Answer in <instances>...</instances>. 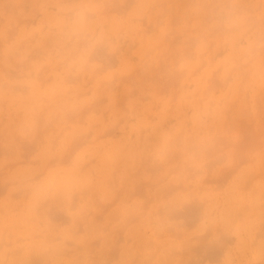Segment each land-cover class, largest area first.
<instances>
[{"label": "rangeland", "instance_id": "374dc122", "mask_svg": "<svg viewBox=\"0 0 264 264\" xmlns=\"http://www.w3.org/2000/svg\"><path fill=\"white\" fill-rule=\"evenodd\" d=\"M0 236L1 264H264V0H0Z\"/></svg>", "mask_w": 264, "mask_h": 264}, {"label": "bare ground", "instance_id": "6f19581e", "mask_svg": "<svg viewBox=\"0 0 264 264\" xmlns=\"http://www.w3.org/2000/svg\"><path fill=\"white\" fill-rule=\"evenodd\" d=\"M154 1H155V0H154ZM163 1H164V0H163ZM171 1H172V0H171ZM19 2H20V1H19ZM169 2H170V0H169ZM184 2H185V1H184ZM187 2H188V1H187ZM115 3H116V2H115ZM123 3H124V2H123ZM126 3H127V2H126ZM162 3H163V2H162ZM171 3H172V2H171ZM21 4H22V3H21ZM124 4H125V3H124ZM139 4H140V3H139ZM184 4H185V3H184ZM127 6H128V5H127ZM127 6H126V7H127ZM161 6H162V5H161ZM184 6H185V5H184ZM148 7H149V6H148ZM151 7H152V6H151ZM151 7H150V8H151ZM189 7H190V6H189ZM246 7H247V6H246ZM102 8H103V7H102ZM5 9H6V8H5ZM109 9H110V8H109ZM170 9H171V8H170ZM170 9H169V10H170ZM250 9H251V8H250ZM103 10H104V9H103ZM176 10H177V9H176ZM162 11H163V10H162ZM235 11H236V10H235ZM144 12H145V11H143V13H144ZM140 13H141V12H140ZM229 13H230V12H229ZM175 14H176V13H175ZM33 15H34V14H33ZM157 15H158V13H157ZM142 16H144V15H142ZM25 17H26V16H25ZM83 17H84V15H83ZM133 17H136V16H133ZM153 17H154V16H153ZM172 17H173V16H172ZM125 18H127V17H125ZM128 18H129V17H128ZM219 18H220V17H219ZM253 18H254V17H253ZM259 18H260V17H259ZM24 19H25V18H24ZM139 19H140V18H139ZM207 19H208V18H207ZM142 20H143V19H142ZM156 20H157V17H156ZM42 21H43V20H42ZM148 21H149V20H148ZM101 22H102V21H101ZM156 22H157V21H155V23H156ZM244 22H245V21H244ZM41 23H42V22H41ZM42 24H43V23H42ZM42 24H41V25H42ZM114 24H115V23H114ZM147 24H149V23H147ZM150 24H151V23H150ZM237 25H238V24H237ZM241 25H242V24H241ZM123 26H124V25H123ZM123 26H122V27H123ZM192 27H193V26H192ZM187 28H188V27H187ZM187 28H186V29H187ZM195 28H196V27H195ZM119 29H120V28H119ZM121 29H122V28H121ZM140 29H141V28H140ZM144 29H146V28H144ZM33 30H34V29H33ZM127 30H128V29H127ZM183 30H184V29H183ZM145 31H146V30H145ZM117 32H118V31H117ZM136 32H138V29H137ZM209 32H211V31H209ZM54 33H55V32H54ZM115 34H116V33H115ZM176 35H177V34H176ZM180 35H181V34H180ZM28 36H29V35H28ZM31 36H32V35H31ZM48 36H49V35H48ZM55 36H56V35H55ZM134 36H135V35H134ZM160 36H161V35H160ZM191 36H192V35H191ZM197 36H198V35H197ZM8 37H10V36H8ZM125 37H126V36H125ZM175 37H176V36H175ZM161 38H162V37H161ZM176 38H177V37H176ZM195 38H196V37H195ZM26 39H27V38H26ZM46 39H47V36H46ZM173 39H175V38H173ZM177 39H178V38H177ZM85 40H86V39H85ZM162 40H163V39H162ZM175 40H176V39H175ZM190 40H191V39H190ZM158 41H159V39H158ZM256 42H257V41H256ZM102 43H103V42H102ZM157 43H158V42H157ZM161 43H162V42H161ZM192 43H193V42H192ZM75 44H76V43H75ZM43 45H44V44H43ZM43 45H42V46H43ZM168 45H169V43H168ZM131 46H132V45H131ZM144 46H145V45H144ZM191 46H192V45H191ZM127 48H128V47H127ZM38 50H39V49H38ZM35 51H36V50H35ZM39 51H40V50H39ZM44 51H45V49H44ZM181 52H182V51H181ZM38 54H39V53H38ZM93 54H94V53H93ZM97 55H98V54H97ZM109 56H110V55H109ZM112 56H113V55H112ZM124 56H125V55H124ZM102 57H103V56H102ZM92 58H93V57H92ZM110 58H111V57H110ZM110 61H112V59L109 60V63H110ZM165 64H166V63H165ZM56 65H58V64H56ZM43 66H44V65H43ZM83 66H84V64H83ZM98 67H99V66H98ZM39 68H40V67H39ZM44 68H45V67H44ZM93 68H94V67H93ZM99 68H101V67H99ZM158 68H159V67H158ZM165 68H166V67H165ZM82 69H83V67H82ZM95 69H96V68H95ZM97 69H98V68H97ZM257 69H258V68H257ZM41 70H43V69L41 68ZM80 70H81V69H80ZM98 70H99V69H98ZM156 70H157V69H156ZM181 70H182V69H181ZM83 71H84V70H83ZM214 71H215V70H214ZM112 74H113V73H112ZM146 74H147V73H146ZM131 75H132V73H131ZM73 76H74V75H73ZM121 76H122V75H121ZM124 76H125V75H124ZM132 76H133V75H132ZM115 77H116V76H115ZM130 77H131V76H130ZM64 78H66V77H64ZM111 78H112V77H111ZM111 78H110V79H111ZM120 78H121V77H120ZM122 78H124V77H122ZM131 78L133 79V77H131ZM46 79H47V78H46ZM126 80H127V79H126ZM110 81H111V80H110ZM224 81H225V80H224ZM2 85H3V84H2ZM76 90H77V89H76ZM81 92H82V91H81ZM77 93H78V92H77ZM109 93H110V92H109ZM175 95H176V94H175ZM42 97H43V95H42ZM67 98H68V97H67ZM99 98H100V97H99ZM123 98H124V96H123ZM151 98H152V97H151ZM199 99H200V98H199ZM93 100H94V98H93ZM93 102H94V101H93ZM195 102H196V101H195ZM86 108H87V105H86ZM88 109H89V108H88ZM82 110H83V108H82ZM85 110H86V109H85ZM85 110H83V111H85ZM144 110H145V109H144ZM144 112H145V111H144ZM75 114H76V113H75ZM75 114H74V115H75ZM81 114H82V113H81ZM146 114H148V113H146ZM150 115H152V114H150ZM38 116H39V115H38ZM175 116H176V115H175ZM24 117H25V116H24ZM81 117H82V115H81ZM81 117H80L79 119H81ZM148 117H149V116H148ZM165 117H166V116H165ZM148 119H149V118H148ZM168 120H169V119H168ZM118 121H119V120H118ZM163 121H164V120H163ZM125 122H126V121H125ZM96 123H97V121H96ZM144 126H146V125H144ZM112 127H113V125H112ZM23 130H24V129H23ZM103 130H104V129H103ZM111 130H112V129H111ZM111 130H108V131H106V132H109V133H110V132H112ZM181 130H182V129H181ZM59 131H60V130H59ZM161 131H162V130H161ZM164 132H165V129H164ZM103 134H104V133H103ZM105 134H106V133H105ZM164 134H165V133H164ZM81 135H84V134H81ZM98 135L101 136L102 134H97V136H98ZM86 136H88V135H86ZM97 136L95 135V138H96ZM84 137H85V136H84ZM81 138H82V137H81ZM81 138H79V139H81ZM163 138H164V136H163ZM167 138H168V137H167ZM79 139H78V140H79ZM85 139H87V138H84V140H85ZM33 140H34V139H33ZM90 140H91V139H90ZM92 140H93V139H92ZM51 141H52V140H51ZM76 141H77V138H76ZM87 141H88V140H87ZM143 141H144V140H143ZM80 142H81V141H80ZM80 142H79V143H80ZM82 142H84V141H82ZM7 143H8V142H7ZM73 143H76V142L73 141ZM73 143H72V144H73ZM164 143H165V142H164ZM10 145H11V144H10ZM143 146H144V143H143ZM10 147H11V146H10ZM1 148H2V147H1ZM11 148H12V147H11ZM73 148H75V146H74ZM109 150H110V149H109ZM142 150L144 151V147H143ZM72 152H73V151H72ZM22 153H23V152H22ZM24 153H25V152H24ZM24 153H23V154H24ZM69 153H70V152H69ZM69 153H68V154H69ZM71 154H72V153H71ZM65 155H66V154H65ZM69 155H70V154H69ZM84 155H85V154H84ZM23 156H24V155H23ZM25 156H26V155H25ZM54 156H55V155H53V157H54ZM67 156H68V155H67ZM70 156H71V155H70ZM70 156H69V157H70ZM134 156H136V154H135ZM141 157H142V155H141ZM141 157H140V161H141ZM21 158H22V157H21ZM55 158H56V157H55ZM62 158H63V155H62ZM135 158H136V157H135ZM60 159H61V158H59V160H60ZM63 159H66V157L63 158ZM63 159H61V160H63ZM68 159H69V158H68ZM24 160H25V159H24ZM30 160H31V159H30ZM32 160H33V159H32ZM57 160H58V159H57ZM59 160H58V161H59ZM17 161H20V160H17ZM15 162H16V161H15ZM63 162H64V161H63ZM145 162H146V161H145ZM52 163H53V162H52ZM52 163L49 162V164H52ZM83 163H85V162H83ZM139 163H140V162H139ZM47 164H48V162H47ZM47 164H45V165H47ZM83 165H84V164H83ZM2 167H3V165H2ZM4 167H5V164H4ZM115 167H116V166H115ZM79 168H80V167H79ZM116 168H117V167H116ZM126 168H127V167H126ZM117 169H118V168H117ZM139 169H140V168H139ZM139 169H138V171H139ZM127 170H128V168H127ZM135 170H137V169H135ZM229 170H230V169H229ZM112 171H113V170H112ZM225 171H226V170H225ZM227 171H228V170H227ZM113 172H114V171H113ZM113 172H112V173H113ZM134 172H137V171H134ZM34 174L36 175L37 173H34ZM113 175H114V174H113ZM129 175H130V174H129ZM151 175H152V174H151ZM113 178H114V177L112 176V179H113ZM121 178H123V177L121 176ZM153 179H154V178H153ZM179 179H180V178H179ZM182 179H183V178H182ZM8 180H9V179H8ZM8 180H7V182L10 181V180H9V181H8ZM4 181H5V180H4ZM4 181H3V183H4V185H5V182H4ZM11 181H14V180H11ZM16 181H17V180H16ZM151 181H152V180H151ZM7 182H6V183H7ZM108 182H109V181H108ZM121 182H122V181H121ZM149 182H150V181H149ZM149 182H148V183H149ZM3 183H2V184H3ZM109 183H110V182H109ZM123 183H124V182H123ZM133 183H134V181H133ZM122 185H123V184H122ZM146 185H147V184H146ZM133 186H134V185H133ZM139 186H140V184H139ZM141 186H142V185H141ZM119 187L121 188V186H119ZM119 187H118V188H119ZM25 188H26V187H25ZM48 188H49V187H48ZM48 188H47V190L50 189V188H49V189H48ZM120 188H119V190H120ZM133 188H134V187H133ZM137 188H138V187H137ZM21 189H22V188H21ZM82 189H83V188H82ZM125 189H126V188H125ZM138 189H139V188H138ZM26 190H27V189H26ZM26 190H25V191H26ZM84 190H85V188H84ZM133 190H134V189H133ZM135 190H136V189H135ZM140 190H141V189H140ZM147 190H148V189H147ZM15 191H16V190H15ZM19 191H20V190H19ZM136 191H137V190H136ZM129 192H130V189H129ZM129 192L126 191V193H128V195H129ZM133 192H135V191H133ZM133 192H132V193H133ZM138 192H140V191H138ZM142 192H143V191H142ZM12 193H13V192H12ZM46 193H48V192H46ZM72 193H73V192H72ZM82 193H83V192H82ZM120 193H121V192H120ZM124 193H125V192H124ZM126 193H125V194H126ZM135 193L138 194L137 192H135ZM14 194H17V192H14ZM98 194H99V192H98ZM125 194H124V195H125ZM141 194H142V193H141ZM10 195H11V193H10ZM22 195H23V194H22ZM71 195H72V194H71ZM81 195H82V194H81ZM128 195H127V196H128ZM130 195H132V194H130ZM130 195H129V196H130ZM154 195H156V194H154ZM72 196H73V195H72ZM82 196H83V195H82ZM156 196H157V195H156ZM10 197H11V196H10ZM103 197H104V196H103ZM47 198H48V197H47ZM72 198H73V197H72ZM113 198H114V197H112V200H113ZM123 198H124V197H123ZM145 198H146V197H145ZM45 199H46V198H44V200H45ZM70 199H71V198H70ZM104 199H105V198H104ZM60 200H61V199H60ZM63 200H64V199H63ZM71 200H73V199H71ZM71 200H69V204H68L69 206H72V205L70 204V203L72 202ZM95 200H96V199H95ZM126 200H127V199H126ZM70 201H71V202H70ZM99 201H100V200H99ZM101 201H102V203H103V199H102ZM113 201H114V200H113ZM121 201H122V200H121ZM140 201H141V200H140ZM182 201H183V200H182ZM182 201H181V202H182ZM87 202H88V201H87ZM94 202H95V201H94ZM104 202H105V201H104ZM108 202H109V201H108ZM111 202H112V201H111ZM141 202H142V201H141ZM145 202H146V201L142 202L141 204H143V203H145ZM43 203H44V202H43ZM92 203H93V201H92ZM109 203H110V202H109ZM93 204H94V203H93ZM105 204L108 205L107 203H104V205H105ZM139 204H140V203H139ZM174 204H175V203H174ZM15 205H16V204H15ZM41 205H42V204H41ZM43 205H44V204H43ZM43 205H42V206H43ZM106 205L104 206L105 209H106ZM143 205H144V204H143ZM143 205H142V206H143ZM145 205H146V204H145ZM186 205H188V204H186ZM193 205H194V204H193ZM48 206H49V205H48ZM69 206H68V208H69ZM73 206H74V205H73ZM86 206H87V205H86ZM96 206H97V205H96ZM163 206H164V205H163ZM168 206H169V205H168ZM184 206H185V204H184ZM37 207H38V206H37ZM37 207H36V209H38ZM98 207H99V206H98ZM159 207H160V205H159ZM159 207H156V208L159 209ZM171 207H172V206H171ZM189 207H190V206H189ZM191 207H192V205H191ZM196 207H197V206H196ZM83 208H84V206H83ZM85 208H86V207H85ZM94 208H95V206H94ZM101 208H103V206H102ZM181 208H182V210H183V207H181ZM194 208H195V207H194ZM194 208H193V209H194ZM197 208H198V207H197ZM197 208H196V209H197ZM63 209H64V208H63ZM63 209H62V210H63ZM87 209H88V208H87ZM87 209H83V210H87ZM95 209H96V208H95ZM173 209H174V208H173ZM175 209H176V208H175ZM191 209H192V208H190L189 210L187 209L188 212L191 211ZM196 209H195V210H196ZM198 209H199V208H198ZM48 210H49V209H48ZM51 210H52V208H51ZM59 210H60V209H59ZM142 210H143V209H142ZM166 210H167V208H166ZM170 210H171V209H170ZM182 210H180V211L183 212ZM184 210H186V209L184 208ZM37 211H38V210H37ZM44 211H45V210H44ZM46 211H47V210H46ZM49 211H50V210H49ZM49 211H48V212H49ZM94 211H95V210H94ZM99 211H100V210H99ZM101 211H103V210H101ZM116 211H117V210H116ZM116 211H115V212H116ZM156 211H157V210H156ZM159 211H160V210H159ZM161 211H163V210H161ZM164 211H165V210H164ZM173 211H174V210H173ZM48 212H47V214H48ZM61 212H62V211H61ZM84 212H85V211H83V215H82V213L80 212L82 217H86V216H87L86 213H87L88 211H87L85 214H84ZM92 212H93V211H92ZM120 212L122 213V211H120ZM120 212H119V213H120ZM142 212H144V210H143ZM142 212H141V214H142ZM152 212H153V211H152ZM157 212H158V211H157ZM166 212H167V211H166ZM166 212H165V213H166ZM168 212L170 213V211H168ZM168 212H167V213H168ZM171 212H172V211H171ZM194 212H195V211H194ZM36 213H37V212H36ZM49 213H51V212H49ZM96 213L98 214V209H97V212H96ZM153 213H154V212H153ZM158 213H161V212H158ZM167 213H166V214H167ZM169 213H168V218H169V216H170L171 214H174V213L172 212V213H170V215H169ZM176 213H177V210H176ZM184 213H186V212H184ZM58 214H59V212H58ZM94 214H95V213H94ZM97 214H96V217H98V218H95L93 215H91V217L93 216V218H95V220H96V219L98 220L100 217L97 216ZM131 214H132V213H131ZM141 214H140V215H141ZM188 214H191V213H188ZM61 215H62V214H61ZM84 215H86V216H84ZM98 215H99V214H98ZM117 215H119V214H117ZM117 215H116V216H117ZM120 215H121V214H120ZM133 215H134V216H131V217H133V218H132L133 220H134V217H135V216H136V218H137V217H138V218L140 217L139 215H135V214H133ZM149 215H150V214H149ZM47 216H48V215H47ZM50 216H51V215H50ZM50 216H49V217H50ZM55 216L57 217V214H55V215L53 214V217H55ZM100 216H101V212H100ZM111 216H112V215H111ZM124 216H125V215H124ZM174 216H176V215L174 214ZM177 216H179V213H178ZM82 217H81V218H82ZM128 217H129V216H127L126 219L131 218V217H129V218H128ZM149 217H150V216H149ZM57 218H58V217H57ZM112 218H113V217H112ZM115 218H116V217H115ZM172 218H173V217H172ZM26 219H27V218H26ZM31 219H32V218H31ZM50 219H51V218H50ZM54 219H55V218H54ZM75 219H76V218H75ZM83 219H84V218H83ZM83 219H81V221H84V220H85V219H84V220H83ZM113 219H114V218H113ZM51 220H53V219H51ZM51 220H50V221H51ZM77 220H78V219H76V223H78V227H79V226L81 227V225H79V224H81V222H77ZM143 220H144V219H143ZM79 221H80V219H79ZM85 221H86V220H85ZM38 222H41V221L38 220ZM51 222H52V221H51ZM60 222H61V221H60ZM86 222H87V221H86ZM96 222H97V221H95V223H96ZM98 222H99V220H98ZM107 222H108V221H107ZM126 222H129V220H125L124 223L126 224ZM140 222H141V220H140ZM74 223H75V222H74ZM76 223H75V224H76ZM95 223H94V225H98V227L100 226L99 223H97V224H95ZM41 224H42V223H41ZM85 224H86V223H85ZM89 224H90V223H89ZM139 224H140V223H139ZM76 225H77V224H76ZM104 225H106V224H104ZM117 225H118V224H117ZM123 225H124V224H123ZM137 225H138V224H137ZM141 225H142V223H141ZM86 226L89 227L88 224H86ZM102 226H103V225H102ZM114 226H115V225H114ZM124 226H125V225H124ZM139 226H140V225H139ZM208 226L210 227V225H208ZM80 227H79V228H80ZM94 227L96 228V231H97V229H98L97 226H94ZM121 227H123V226L121 225ZM121 227H120V228H121ZM140 227H141V226H140ZM140 227H139V229H140ZM212 227H213V226H212ZM76 228H77V226H76ZM81 228H82V227H81ZM3 229H4V228H3ZM77 229H78V228H77ZM77 229H76V230H77ZM83 229H84V228H83ZM85 229H86V228H85ZM89 229H90V228H89ZM91 229H92V228H91ZM102 229H103V228H102ZM111 229H112V228H111ZM132 229H133V228H132ZM139 229H138V230H139ZM76 230H75V231H76ZM86 230H87V229H86ZM92 230H93V229H92ZM94 230H95V229H94ZM94 230L92 231V234H93ZM138 230H137V231H138ZM1 231H3V230H1ZM207 231H208V230H207ZM110 232H111V231H110ZM110 232H108V233H110ZM112 232H113V231H112ZM114 232L116 233V231H114ZM120 232H121V231H120ZM208 232H209V231H208ZM2 233H3V232H1V234H2ZM108 233H107V237H108ZM133 233H134V231H133ZM157 233H158V232H157ZM160 233H161V232H160ZM160 233H159V235H162V234H163V233H162V234H160ZM5 234H7V233H5ZM36 234H38V233H36ZM74 234H75V233H74ZM90 234H91V233H90ZM94 234H96V233H94ZM94 234H93V236H95ZM116 234H117V233H116ZM125 234H126V233H125ZM205 234H206V233H205ZM208 234H210V233H208ZM2 235H3V234H2ZM9 235H10V234H9ZM33 235H35V234H33ZM87 235H88V234H87ZM132 235H133V234H132ZM170 235H171V233H170ZM6 236H8V235H6ZM58 236H59V235H55V237H58ZM97 236L99 237V235H97ZM113 236H114V235H113ZM116 236H117V235H116ZM127 236H128V235H127ZM127 236L125 235V239H129V236H128V237H127ZM55 237H54V238H55ZM59 237H60V236H59ZM126 237H127V238H126ZM1 238H2V236H0V242L2 241ZM14 238H15V237H14ZM47 238H48V237H47ZM91 238H92V237H91ZM115 238H117V237H115ZM115 238H114V239H115ZM141 238H142V237H141ZM9 239H10V238H9ZM51 239H52V238H51ZM94 239H95V238H94ZM94 239H92V240H94ZM119 239H120V238H119ZM119 239H117L116 241L118 242ZM125 239H124V240H125ZM149 239H150V238H149ZM5 240H6V239H5ZM5 240L3 239V243H4L3 246L5 245V242H4ZM15 240H17V239H15ZM65 240H66V241H65ZM84 240H85V238H84ZM106 240H108V238H106ZM152 240H153V239H152ZM152 240H151V242H152ZM8 241H10V240H8ZM8 241H7V242H8ZM64 241H65L66 243H67V242L70 243V241H71V243H73L72 240H69V239H68V240H67V239H64ZM86 241H87V237H86ZM95 241L97 242V240H95ZM125 241H127V240H125ZM52 242H53V241H52ZM52 242H50V243H52ZM107 242H109V241H107ZM112 242H113V241H112ZM117 242H114V245H115V243H117ZM133 242H134V241H133ZM145 242H147V241H145ZM145 242H144V243H145ZM148 242H149V240H148ZM1 243H2V242H1ZM1 243H0V244H1ZM8 243L10 244V242H8ZM8 243H6V244H8ZM55 243H56V242H55ZM123 243H124V242H123ZM163 243H165V242H163ZM88 244H89V243H88ZM149 244L151 245L150 242H149L147 245H149ZM77 245H79V244H76V246H77ZM80 245H81V244H80ZM80 245H79V247H81ZM89 245H90V244H89ZM93 245H94V244H93ZM95 245H96V244H95ZM95 245H94V246H95ZM142 245H143V246H146V244H142ZM142 245H139L138 248H140V246L143 247ZM159 245H160V244H159ZM16 246H17V245H16ZM21 246H22V245H21ZM72 246H73V245H72ZM76 246L74 245V247H71V250H72V249L74 250V248H76ZM91 246H92V242H91ZM119 246H120V245H119ZM119 246H118V247H119ZM133 246H134V244H133ZM212 246H213V245H212ZM17 247H18V246H17ZM92 247H93V246H92ZM92 247H91V248H92ZM110 247H111V245H110ZM110 247H109V248H110ZM115 247H117V244H116L114 247H112V248H114V250H115ZM136 247H137V246H136ZM158 247H159V246H158ZM167 247H168V246H167ZM170 247H171V246H170ZM174 247H175V246L172 247L173 249L171 248V249H172V252L174 251ZM213 247H214V246H213ZM4 248H5V247H4ZM22 248H23V247H22ZM63 248H65V247H63ZM63 248H61V250H60V251H57V252H58V253H63V254H64L63 251H64L66 248H65L64 250H63ZM82 248H83V247H82ZM91 248H89L90 251H91ZM109 248H108V249H109ZM144 248H145V247H144ZM14 249L16 250V248H14ZM14 249H13V251H14ZM18 249H19V247H18ZM18 249H17V251L20 250V249H19V250H18ZM32 249H33V248H31V250H32ZM46 249H47V248H46ZM49 249H50V248H49V246H48V249H47V250L49 251ZM77 249H79V248H77ZM84 249H85V251H86V248H84ZM93 249H94V248H92V250H93ZM106 249H107V248H106ZM140 249H142V248H140ZM140 249H138V250H140ZM10 250H11V248H10ZM62 250H63V251H62ZM66 250H69V252H71L70 249H66ZM66 250H65V251H66ZM89 250H88V251H89ZM109 250H110V251L105 250V251L107 252V253H106V252H105V253L108 255V256L106 255L107 257L110 256L109 254H111V256H112V253H111V252L114 253L113 250H111V249H109ZM5 251H7V249H6ZM13 251H11V252L13 253ZM38 251H39V250H38ZM61 251H62V252H61ZM1 252H2V248H1ZM3 252H4V249H3ZM23 252H24V251H23ZM42 252H43V253H42ZM44 252H46V253H44ZM74 252H75V250H74ZM74 252H72L73 255H74ZM80 252H83V250L80 251ZM137 252H138V255H136V257H137V256H138V257L141 256L140 253H139L140 251H137ZM143 252H144V251H143ZM150 252H151V253H150ZM154 252H155V250H154ZM154 252H153V253H154ZM163 252H164V250H163ZM168 252H169V251H168ZM170 252H171V251H170ZM17 253H18L17 255H19V252H17ZM30 253H31V252H30ZM30 253H29V256L32 255V254H30ZM37 253H38V252H37ZM37 253H35V254H37ZM41 253L43 254L42 256H41ZM41 253L39 252V254H38L39 256L37 255L39 258L36 257V255H35V256L32 255L33 258L30 259V258L32 257V256H30L29 259H30L31 261H30L29 259H26V260H27V263H28V261H29V263L31 264V262H33L34 259H35V261H37V262H38L39 260H42V263L46 262L45 257H46V254H47L48 252L44 250V251H41ZM54 253H55V252H54ZM75 253H76V252H75ZM87 253H89V252H87ZM103 253H104V252H103ZM108 253H109V254H108ZM135 253H136V252H135ZM135 253L132 254L134 257H135ZM6 254H7V253H5V255H6ZM77 254H78V253H76V255H77ZM82 254H83V253H80V254H78V256L80 257V255H82ZM130 254H131V253H130ZM130 254H129V255H130ZM136 254H137V253H136ZM145 254H148V255L150 256V255L152 254V251H149V253L147 252V253H145ZM47 255H48V254H47ZM64 255H66V254H64ZM67 255H69V254H67ZM40 256H41L42 258H41ZM60 256H61V255H60ZM142 256H143V255H142ZM149 256H148L147 258H144V257H143V260H144V259H145V260H144L143 262H141V263H142V264L146 263L147 260H148V258H149ZM191 256H192V255H191ZM8 257H9V254H8ZM22 257H23V256H21L20 259H21ZM76 257H77V256H76ZM82 257H83V256H82ZM82 257H80V258H79L80 260H78V261H80L81 264H82V262L84 261V260H82V259L85 258V256H84L83 258H82ZM115 257H116V256H115ZM151 257H152V255H151ZM187 257H188V256H187ZM3 258H6V256H5V257L3 256ZM132 258H133V257H132ZM190 258H191V257H190ZM17 259H18V258H17ZM76 259H78V258H76ZM105 259H107V258H105ZM141 259H142V257H141ZM150 259H151V258H150ZM150 259H149V261H150ZM1 260H2V259H1ZM1 260H0V261H1ZM55 260H57V259H55ZM59 260H60V259H59ZM73 260H74V258H73ZM85 260H87V259H85ZM187 260H188V261H192V259L189 260V257H188ZM16 261H17V260H16ZM23 261H24V260H23ZM23 261H21V262H23ZM35 261H34V262H35ZM47 261H48V260H47ZM74 261H76V260H74ZM74 261H73V262H74ZM78 261H77V264H79ZM104 261H105V260H104ZM108 261H109V260H108ZM140 261H141V260H140ZM14 262H15V260H14ZM24 262H25V261H24ZM24 262H23V263H24ZM60 262H62V261H59V263H60ZM85 262H86V261H85ZM97 262H98V261H97ZM105 262H106V261H105ZM105 262H104V263H105ZM15 263H16V262H15ZM27 263H26V264H27ZM42 263H41V264H42ZM100 263H101V261L99 262V264H100ZM102 263H103V262H102ZM102 263H101V264H102ZM104 263H103V264H104ZM141 263H140V264H141ZM154 263L157 264L156 262H154ZM0 264H1V263H0ZM3 264H4V263H3ZM18 264H19V263H18ZM20 264H21V263H20ZM24 264H25V263H24ZM44 264H45V263H44ZM75 264H76V263H75ZM86 264H87V263H86ZM105 264H106V263H105ZM134 264H135V263H134ZM146 264H149V263H146Z\"/></svg>", "mask_w": 264, "mask_h": 264}]
</instances>
